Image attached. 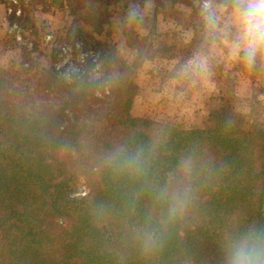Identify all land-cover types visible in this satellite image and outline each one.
<instances>
[{
	"label": "trees",
	"instance_id": "obj_1",
	"mask_svg": "<svg viewBox=\"0 0 264 264\" xmlns=\"http://www.w3.org/2000/svg\"><path fill=\"white\" fill-rule=\"evenodd\" d=\"M95 46L70 81L53 50L0 69V264H225L264 230V125L223 105L207 129L133 117L138 65Z\"/></svg>",
	"mask_w": 264,
	"mask_h": 264
},
{
	"label": "rangeland",
	"instance_id": "obj_2",
	"mask_svg": "<svg viewBox=\"0 0 264 264\" xmlns=\"http://www.w3.org/2000/svg\"><path fill=\"white\" fill-rule=\"evenodd\" d=\"M51 1H17L34 30L22 21L9 27L12 4L0 0V69L18 68L23 52L36 48L30 58L47 70L53 50V66L70 81L85 59L99 56L100 42L138 65L133 117L207 129L209 113L223 105L264 125V57L249 65L233 53L231 35L205 29L202 0H59L62 7ZM162 17L169 21L163 28ZM172 21L194 28L193 42H183L187 33ZM101 73L100 65L89 72L93 79ZM85 193L80 184L73 198Z\"/></svg>",
	"mask_w": 264,
	"mask_h": 264
},
{
	"label": "clouds",
	"instance_id": "obj_3",
	"mask_svg": "<svg viewBox=\"0 0 264 264\" xmlns=\"http://www.w3.org/2000/svg\"><path fill=\"white\" fill-rule=\"evenodd\" d=\"M227 16L219 14L216 0H202L206 25L232 36L234 54L249 65L264 57V0H226ZM225 264H264V230H252L229 245Z\"/></svg>",
	"mask_w": 264,
	"mask_h": 264
},
{
	"label": "crops",
	"instance_id": "obj_4",
	"mask_svg": "<svg viewBox=\"0 0 264 264\" xmlns=\"http://www.w3.org/2000/svg\"><path fill=\"white\" fill-rule=\"evenodd\" d=\"M216 4H217V7H218L219 14L222 17H226L227 16V11H226V8H225L226 0H216ZM178 6H181L180 10L184 9V7H182V5H178ZM159 22H160L159 27H162V28L165 26V24L169 23L168 19L164 18V17H162V19L159 20ZM171 25L172 26L174 25L173 28H175L176 31L179 30V29L183 30V28H184L183 32H186L187 35H186L185 39L182 38L183 42H186V43L193 42V39H194L193 33L195 32L194 28H192L190 25H187V26L185 25V27H183L181 25V22H178V21H172ZM208 28H209L208 26L205 27V29H208ZM180 37H183V35H180Z\"/></svg>",
	"mask_w": 264,
	"mask_h": 264
},
{
	"label": "built area",
	"instance_id": "obj_5",
	"mask_svg": "<svg viewBox=\"0 0 264 264\" xmlns=\"http://www.w3.org/2000/svg\"><path fill=\"white\" fill-rule=\"evenodd\" d=\"M11 1V4H12V9L8 10V13L11 15V16H14L15 18H20L22 13H21V10L17 7V0H10ZM16 28V27H14ZM17 40H19V37L17 38ZM92 59V58H90Z\"/></svg>",
	"mask_w": 264,
	"mask_h": 264
}]
</instances>
